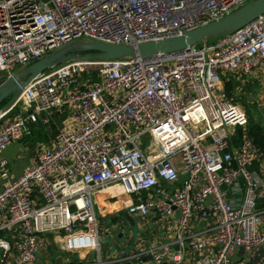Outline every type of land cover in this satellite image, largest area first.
<instances>
[{"label": "built area", "instance_id": "1", "mask_svg": "<svg viewBox=\"0 0 264 264\" xmlns=\"http://www.w3.org/2000/svg\"><path fill=\"white\" fill-rule=\"evenodd\" d=\"M242 1L0 0V73L82 38L134 43L177 34ZM231 74L264 75V13L205 46L69 59L33 77L0 110V150L32 124L65 115L56 142L15 178L0 155V228H16L13 240L0 236L1 260L35 264L47 233L60 249L99 251L94 197L117 184L115 196L134 194L124 198L130 214L177 212L171 257L166 245L150 243L118 260L147 252L149 261L135 264H182L191 249L205 253L199 264H246L264 247V156L246 110L222 86ZM237 247L244 255L232 259Z\"/></svg>", "mask_w": 264, "mask_h": 264}, {"label": "crops", "instance_id": "2", "mask_svg": "<svg viewBox=\"0 0 264 264\" xmlns=\"http://www.w3.org/2000/svg\"><path fill=\"white\" fill-rule=\"evenodd\" d=\"M15 110H17V107L15 108ZM12 113H14V111ZM64 115L65 114L63 113L57 115L58 117L55 116L54 123L52 124H42L41 122L32 124L29 133L13 139L8 145L0 150V155L6 159V168L10 178H15L16 176L21 174L26 168L33 164V162L37 158V154L43 148L56 142L55 137L57 127L62 124ZM8 116H10V114L6 115V117ZM144 144L145 140L143 142V145ZM2 183L3 178L0 175V187ZM176 183H181V177L176 181ZM115 195L116 194L113 193L107 195H101L99 194V192L96 193L94 202L99 217H113L118 214V212H121L119 215L122 214V209L125 208V197H118ZM118 204L122 205L118 206ZM131 215H133L135 223L136 220L139 223L141 222L140 226L145 233H138L135 239L133 238V235H128L125 242L123 243L126 249L121 248L119 246V242L113 241L117 245V249L111 250L110 244H105L103 238L100 244L99 251L90 249L64 250L60 249L57 246L53 234L47 233L44 236L45 239L43 241V246H41L40 250L37 253L35 264H66L68 262L79 259L97 261L99 257L107 260L106 264H135L139 261H141L142 263H147L149 261V254L147 252L139 254L137 257L128 259L127 261L118 260V258L124 254L139 253L145 250V248L150 243H154L157 246L166 245L169 248L167 256L168 258L171 257L172 253L177 249V244L174 242L177 212H174L171 216H161L154 212L150 213L146 217H141L139 214ZM155 221H158L161 224L163 223L160 227H158V233L151 232V229L148 226H152ZM102 225L103 224L100 223L101 228H103L105 232L109 230L108 226L103 227ZM196 225L199 226V223H197ZM124 230L125 228L122 225L113 227V229L111 230L113 238L116 240L117 237L122 236ZM0 236H4L10 240H13L16 237V228L8 225L5 221L3 226L0 228ZM260 249H257L246 259V264H262L264 253L258 252L260 251ZM204 254L205 253L203 252H197L189 249L181 256V263L199 264V261L204 256ZM241 255H244V250L241 247H237L232 251L231 257L232 259H236ZM1 259L2 258L0 256V264H9V260L11 258L10 256H8L7 260L2 261Z\"/></svg>", "mask_w": 264, "mask_h": 264}, {"label": "water", "instance_id": "3", "mask_svg": "<svg viewBox=\"0 0 264 264\" xmlns=\"http://www.w3.org/2000/svg\"><path fill=\"white\" fill-rule=\"evenodd\" d=\"M262 13H264V0H244L215 18L169 36L149 38L134 43H114L97 39L68 42L33 60L22 70L9 73L0 82V104L5 98L11 103L33 77L66 60L152 56L201 47L223 38ZM122 215L132 226L136 224L133 215L126 208L122 209Z\"/></svg>", "mask_w": 264, "mask_h": 264}, {"label": "rangeland", "instance_id": "4", "mask_svg": "<svg viewBox=\"0 0 264 264\" xmlns=\"http://www.w3.org/2000/svg\"><path fill=\"white\" fill-rule=\"evenodd\" d=\"M83 40H86L87 38H82ZM26 65L24 64H12L7 70H4L0 73V82L9 74V73H15L20 70H22ZM260 74V73H259ZM229 77L226 76V78ZM224 80V78H222ZM222 80V86L225 90H228V96L233 99L236 103L243 106V108L247 112L248 121H247V127L248 124L252 121L256 122L260 128H262V131L264 132V75H257V74H242L239 76L237 80L231 82V85L229 86V89H226L224 81ZM227 92V91H226ZM5 105L1 106L3 109ZM175 162L177 165L181 164L180 157L177 155L175 156ZM123 197L131 196L133 197L134 194H124ZM122 205V204H118ZM117 206V205H116ZM121 212H118L115 216H106V217H99L100 223H102L103 227H109V230L106 232L104 231V241L105 244H110V249L115 250L117 249V245L113 242H119L120 247L123 249H126L123 243L125 242L128 235H133V238L135 239L137 237L138 233L144 234L141 225V222H137L134 226H131L128 224L124 216L121 214ZM163 224V223H162ZM158 221H155L152 226L148 225L151 229V232L158 233L157 229L162 225ZM117 225L124 226L125 230L122 236L117 237L115 240L112 236L111 230L113 227ZM130 245V244H129ZM260 249V248H259ZM264 253V248H261L260 251Z\"/></svg>", "mask_w": 264, "mask_h": 264}, {"label": "trees", "instance_id": "5", "mask_svg": "<svg viewBox=\"0 0 264 264\" xmlns=\"http://www.w3.org/2000/svg\"><path fill=\"white\" fill-rule=\"evenodd\" d=\"M223 78H224L223 81H224L226 89H229L231 82L234 83V81L238 79L237 76H233V75H229V77L227 78L223 77ZM226 91L228 94L229 93L228 90ZM7 103H8V98H5L0 104V107L3 105H7ZM247 130H248V134L252 137L253 141L257 144V146L260 149V152L264 156V132L262 131V128H260V126H258L256 122L252 121V123L250 122L248 124ZM241 133H242V127L239 125L236 126V134L235 136H233V141L238 142L239 138L241 137ZM258 205L264 206V199L259 200Z\"/></svg>", "mask_w": 264, "mask_h": 264}, {"label": "bare ground", "instance_id": "6", "mask_svg": "<svg viewBox=\"0 0 264 264\" xmlns=\"http://www.w3.org/2000/svg\"><path fill=\"white\" fill-rule=\"evenodd\" d=\"M29 64V63H28ZM121 191V187L119 185L109 186L103 190H100L99 194L107 195V194H116L117 192Z\"/></svg>", "mask_w": 264, "mask_h": 264}]
</instances>
